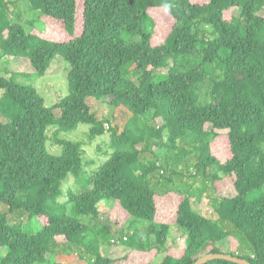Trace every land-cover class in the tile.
<instances>
[{"label": "trees", "instance_id": "16d2710c", "mask_svg": "<svg viewBox=\"0 0 264 264\" xmlns=\"http://www.w3.org/2000/svg\"><path fill=\"white\" fill-rule=\"evenodd\" d=\"M27 5L61 39L28 30L20 0H0V60L28 58L35 74L44 76L62 55L69 63L68 92L48 106L35 86L18 79L20 73L0 74V115L6 120H0V250L6 249L0 264H49L54 254L71 261L60 251L76 245L87 253L78 264H117L120 259L102 254L97 232L82 219L98 220V204L106 199L134 221L148 223L123 237L134 256L120 264H137L135 257L153 250L168 252L160 264H192L221 252L218 243L228 237L254 253L231 254L264 264V0H27ZM235 7L239 15L226 18ZM152 11L171 21L163 35L156 34ZM107 97L110 106L123 109L126 122L109 128L111 155L88 176L82 142L56 138L63 152L55 155L47 149V132L87 123L89 139L104 134L106 121L89 100ZM159 118V127L150 123ZM218 130L226 131L228 154L220 149L224 134ZM164 134L169 145L161 164L156 149ZM189 156L195 158L190 177H200L205 188L214 190L211 185L224 176L233 179L235 195L213 200L217 218L194 208L192 195L203 186L187 182L185 192L156 190L160 180L173 185L177 160L190 172ZM69 174L91 187L68 190V201L61 202ZM173 224L187 232L182 248L168 244Z\"/></svg>", "mask_w": 264, "mask_h": 264}, {"label": "rangeland", "instance_id": "374dc122", "mask_svg": "<svg viewBox=\"0 0 264 264\" xmlns=\"http://www.w3.org/2000/svg\"><path fill=\"white\" fill-rule=\"evenodd\" d=\"M199 2H205L207 0H196ZM21 11V21H23L26 24V27L28 30L37 29L40 32L55 38L61 39V32L57 29L52 28L51 26L53 24L46 23L41 18L35 17L28 11V5L27 0H20V6L19 9ZM240 13V8L235 7L231 11L226 12V18H231L232 16H238ZM152 17L155 19V31L158 35H163L164 31H166L171 24V21L165 17L161 12L158 11H152ZM34 19V23L30 25V23H27V20ZM33 29V30H34ZM160 41V39L158 40ZM69 70V63L65 60V58L62 55H57V57L53 60L50 68L46 72L44 76H38L35 74L33 67L31 66V63L28 58L25 57H6L4 59L0 60V74L6 75L7 77L11 76L13 72H18L21 75H18V79L24 83L32 84L35 86L38 90V92L45 98L46 104L48 106H54L61 98H63L67 92H68V81H67V74ZM163 71H166V69H163ZM2 92H0V95ZM200 94L202 99L208 98L207 95V85L203 84L201 85ZM111 100V97L105 98L103 101L98 100H89V103L91 105L92 111H94L99 118L104 119L105 122V128L106 132L100 136H97L94 139H89V130L91 125L87 123H81L79 124L78 128L72 131H64V132H57L55 127H51L48 129V141H47V149L50 153L55 155H61L63 152L62 145H59L56 143V138L71 140L74 142H82L83 149H84V155H83V166L84 169L87 171L88 176H91L94 171H96L100 165H102L105 161H107L111 155L112 148L110 146V139H111V133L109 132V128L112 127L114 124H123L126 121L125 115L123 114V109H115L114 107L110 106L109 101ZM1 121H6L4 118L0 115ZM150 123L155 126L159 127V125L162 124V120L155 119L154 121H150ZM221 133L224 134V145H220V149L226 148V153L228 154V143L226 140V131L218 130ZM220 142V141H219ZM168 136L167 134H164L163 137H161L158 140L157 145V154L160 158V163L162 164L164 160V155H166V152L168 150ZM216 145V143H215ZM215 152H219L220 150L215 148ZM180 149L175 151L173 156L176 158V154L179 153ZM186 162L189 164V171L186 172L184 161L181 162V160H177L178 167L177 171L178 173L173 176V185L167 181L160 180V184L156 185L157 182L155 179L151 185L155 187L158 194L163 191H165L166 188H179L182 191L187 189L186 183H193L194 188L202 187L203 191L202 193H197L196 195H192V201L195 210L198 212L210 216L212 218H217V215L215 213V210L213 208V200L218 195L223 196H233L235 195V189L233 185V179L230 177H223L222 179H218L212 188L208 187L205 188L204 184L200 181V177L193 181L194 178L190 177V173L194 172L193 165L195 163V158L192 156L185 158ZM173 165V164H172ZM171 171V167H169ZM181 170V171H180ZM165 172L166 175L169 174V172ZM183 171L186 172L185 175H182ZM160 174L163 172V170H159ZM159 172L156 173V176L159 175ZM91 186H88L87 183H80L77 182L74 178L73 174H69L67 179L62 184V190H64V194L59 198V201L66 202L68 201L67 191L72 190L75 193L82 192L85 188H89ZM185 192V191H184ZM264 192V189H263ZM160 203L163 204L162 199L160 200ZM98 207L101 211V217L98 220H91L89 217H82L84 222H87L89 226L97 232V236L99 237V240L101 241L102 247L101 252L103 255L108 256L110 258H116L120 259L121 261L124 260V258H129L130 256H134L132 253L134 248H132L128 242L123 240V237H129L133 230L135 229H141L142 231L146 226V221H134V218L132 219L130 215L127 213V211L120 207L118 203H116L113 199H106L100 201L98 204ZM68 213L72 214L71 206L69 205ZM17 218L11 217L12 222H16ZM27 221V218H23L22 223H25ZM134 222V223H133ZM32 228L34 231H37L40 229V226L38 223H36L35 220H32L31 222ZM116 228H121L119 232L116 234ZM100 230V231H99ZM92 237V236H91ZM95 237V235L93 236ZM106 237V239H104ZM168 244L171 246H176L182 248V244H186L187 242V232L185 233L183 230L179 229L175 224L171 226V229L169 231L168 236ZM247 244V243H246ZM219 251L223 253H243L248 254L250 256H253L254 253L252 252V249L249 245H244L243 251L240 250L239 247V240L234 237H228L223 241H220L218 243ZM155 249V248H153ZM6 249L2 248L0 250L3 254H6ZM62 256H71V261L61 262L59 260V254H54L51 256V261L49 264H56L57 261L59 264H78L80 261H84L85 259L82 258L83 256L86 257L87 253L85 250H80L78 246H72V247H63L60 251ZM82 254V256H81ZM168 254L167 251H161L158 252L156 250H153L147 254H142L143 256L135 257L138 258L137 264L147 263L148 261H153V264H160L165 256ZM84 259V260H83ZM63 261V260H62ZM119 261L117 264H120ZM37 264H43V263H37ZM124 264H133L132 260L125 261Z\"/></svg>", "mask_w": 264, "mask_h": 264}, {"label": "water", "instance_id": "95a60500", "mask_svg": "<svg viewBox=\"0 0 264 264\" xmlns=\"http://www.w3.org/2000/svg\"><path fill=\"white\" fill-rule=\"evenodd\" d=\"M215 259H225V260L232 261L238 264H254L246 258L239 257L231 253H223V252H210V253L204 254L192 264H205Z\"/></svg>", "mask_w": 264, "mask_h": 264}, {"label": "built area", "instance_id": "2783aa9c", "mask_svg": "<svg viewBox=\"0 0 264 264\" xmlns=\"http://www.w3.org/2000/svg\"><path fill=\"white\" fill-rule=\"evenodd\" d=\"M124 239H127V237H125Z\"/></svg>", "mask_w": 264, "mask_h": 264}]
</instances>
